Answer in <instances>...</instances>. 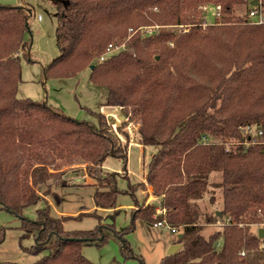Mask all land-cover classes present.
Listing matches in <instances>:
<instances>
[{
	"label": "trees",
	"instance_id": "trees-1",
	"mask_svg": "<svg viewBox=\"0 0 264 264\" xmlns=\"http://www.w3.org/2000/svg\"><path fill=\"white\" fill-rule=\"evenodd\" d=\"M58 1L59 53L43 66L45 77H73L89 68L90 81L107 87L102 106L124 108L138 124L141 143L157 150L145 181L127 178L120 189V173L103 164L109 155L127 161L128 143L115 137L102 111H91L95 120H79L47 101L18 96L32 11L0 5V205L20 217L21 238L34 236L26 251L48 250L31 264H97L82 247L101 245L107 229L122 239L123 255L135 257L125 236L137 220H165L183 244L154 264H264L249 255L264 244L253 228L264 227V135L251 139L242 131L247 125L264 131V23L249 21L251 2ZM209 4L216 16L207 24ZM75 164H85L94 180L96 209L54 216L41 188L57 199L51 186ZM146 184L160 197L161 212L156 202L136 197ZM121 193L133 197L134 207L131 223L118 230L103 223L98 210L116 214ZM206 196L211 209L202 205ZM42 200L35 218L24 214ZM84 215L98 219L93 229L65 228V221ZM207 225L221 228L205 236ZM7 229L0 226V243Z\"/></svg>",
	"mask_w": 264,
	"mask_h": 264
},
{
	"label": "rangeland",
	"instance_id": "rangeland-1",
	"mask_svg": "<svg viewBox=\"0 0 264 264\" xmlns=\"http://www.w3.org/2000/svg\"><path fill=\"white\" fill-rule=\"evenodd\" d=\"M18 4L28 5L33 12L29 20L30 31L25 34V38L30 43V49H28V56L21 54L22 81L18 87V96L47 101L49 105L79 120H95L91 111H101L105 107L102 106V103L107 99L108 90L107 87L95 85L90 81L89 68L77 76L68 78L53 76L46 78L44 75L43 66L59 53L55 33L57 26L55 14L58 6L52 0H20L19 3L17 0L15 3L12 0H0V5ZM39 15H41L40 19H38ZM215 16L216 8L213 4H209L206 7V23H212ZM149 30L152 31L153 29L148 28ZM117 50L112 49L110 53L117 52ZM108 109L104 111L107 117L111 113ZM116 120L120 122V125L118 127L112 124L111 132L122 144L128 143V130L126 128L129 123L135 122L130 121L128 118L124 121H120L118 118ZM120 135L123 137L120 138ZM156 150V146H146L144 148L139 145H129L127 161L122 157L109 155L104 161V170L119 172L118 186L120 189H126L130 177L125 169H132L136 174V176H131L130 181L132 183L142 182L139 177L143 175L149 159ZM83 175L84 177H82ZM77 178L81 179L78 180ZM57 180L51 186V191L58 193L59 201L51 193H44L46 187L41 188L40 191L45 199L49 200L51 212L54 216H76L81 212H90L96 209L93 199L95 192L94 180L89 178L85 170V164L73 165L71 169L59 173ZM74 182H82L83 184ZM148 185L139 188L136 191V197L141 202L153 203V187ZM217 194L220 196L221 191L217 190ZM219 201L221 202V198ZM44 204L45 202L42 200L36 205L28 207L24 214L35 218L37 210L43 207ZM133 205V197L128 193H121L117 198L118 212L116 214H113V211L106 213V211L101 210H98V213L102 215L103 223L114 224L116 229L121 230L131 223ZM202 205L211 209L212 206L208 204L207 196ZM97 223L98 219L95 216L84 215L79 219H68L65 221L64 226L67 230H86L93 229ZM20 225V217L0 205V226L8 228L4 241L0 243V263L15 261L21 264H31L48 253L47 250L34 255L26 251V247H30L35 243V238L33 235L21 238ZM220 228V225H207L203 229V234L208 236ZM253 228L256 231L259 229L258 226ZM105 233L106 240L101 245L92 243L84 244L82 247V252L86 258L97 264H143L140 258L146 264L158 263L171 249L169 243L175 241L178 236V233L171 232L166 226H154L143 220H137L135 230L125 236L134 251L135 257L126 258L121 250L122 239L109 229ZM249 255L252 259L263 258L264 261V244L261 249L253 251Z\"/></svg>",
	"mask_w": 264,
	"mask_h": 264
},
{
	"label": "built area",
	"instance_id": "built-area-1",
	"mask_svg": "<svg viewBox=\"0 0 264 264\" xmlns=\"http://www.w3.org/2000/svg\"><path fill=\"white\" fill-rule=\"evenodd\" d=\"M251 2L250 9L248 12V19L249 21L253 23H264V5H263V0H257V4H254V0H249ZM38 18H41V15L38 16ZM151 31V30H149ZM112 49H117L118 47H110ZM115 123H113L114 125ZM117 125V124H115ZM118 126V125H117ZM119 127V126H118ZM242 131L244 132L245 135H248L249 138L255 139L259 135H264L263 129L254 126V125H247L242 127ZM204 139H206L204 137ZM158 204V212L162 211L161 207V202H156ZM154 226H166L170 229L171 232L177 233V229L175 227H171L165 220L162 221H157L154 223ZM242 255H246L245 251H241Z\"/></svg>",
	"mask_w": 264,
	"mask_h": 264
},
{
	"label": "crops",
	"instance_id": "crops-1",
	"mask_svg": "<svg viewBox=\"0 0 264 264\" xmlns=\"http://www.w3.org/2000/svg\"><path fill=\"white\" fill-rule=\"evenodd\" d=\"M14 3L16 2V0H12ZM18 1V3L20 2V0H17ZM53 1V3H55L57 6H58V3H59V1L58 0H52ZM25 6H26V4H24ZM28 6V5H27ZM29 7V6H28ZM32 14H33V12H32ZM39 19V18H38ZM109 108V109H108ZM115 108L116 107H109V106H105V107H103L102 108V112L104 113V111H105V109L107 110H109V112H111V113H109L108 115H110V114H112L113 115V118H114V120H116V118H117V116L114 114V110H115ZM118 121V120H117ZM127 130H128V146L129 145H139V146H141V147H146L145 145H143L142 143H141V141H140V136H139V134H138V124H135V123H129L128 124V126H127V128H126ZM121 137H123L122 135H120V138ZM146 170H147V167H146V169H145V171H144V173H143V175L141 176V177H139V179L140 180H142V181H145V178H146ZM127 174H128V176L130 177V180H131V176H136V174L134 173V171H132V169H126V171H125ZM75 177H78V176H75ZM82 177H84V175L82 176ZM90 178V177H89ZM82 179H84V178H82ZM133 180H136V179H133ZM149 187H152V186H150V185H148ZM152 196H153V198H154V202H160V197H158V196H156V195H153L152 194ZM48 199V198H47ZM48 202H49V200H48ZM133 207H134V205H133ZM99 210H101V211H106V213H110L111 211H113V209H99ZM175 243H178V242H175V241H173L172 243H169V245L171 244V246L173 245V244H175ZM165 256V255H164ZM263 258H261V259H254V260H256V261H263L262 260Z\"/></svg>",
	"mask_w": 264,
	"mask_h": 264
},
{
	"label": "water",
	"instance_id": "water-1",
	"mask_svg": "<svg viewBox=\"0 0 264 264\" xmlns=\"http://www.w3.org/2000/svg\"><path fill=\"white\" fill-rule=\"evenodd\" d=\"M253 3H254V4H257L258 2H257V0H254ZM63 4L66 6V5H67V2H66V1H63ZM114 114L117 116V118H118L120 121H124L125 119L128 118V113H127V111H126L124 108L120 107V106H118V107L115 108V110H114ZM108 120H109V123H110V124L115 123V124H117L118 126L120 125V122H119V121L114 120L112 114L108 115ZM77 179L80 180L81 178H77ZM258 235H259V237H261V238L264 237V227H260V228L258 229ZM179 237H182V234H180ZM182 246H183V244H182L181 242H178V243L173 244V245L171 246V249L169 250L168 254H174L175 252H177L178 250H180V249L182 248Z\"/></svg>",
	"mask_w": 264,
	"mask_h": 264
}]
</instances>
